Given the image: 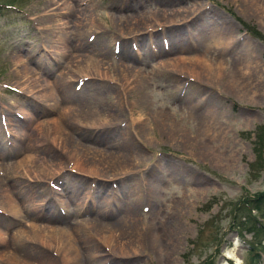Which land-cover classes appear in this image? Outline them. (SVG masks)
Masks as SVG:
<instances>
[{"label": "rangeland", "instance_id": "374dc122", "mask_svg": "<svg viewBox=\"0 0 264 264\" xmlns=\"http://www.w3.org/2000/svg\"><path fill=\"white\" fill-rule=\"evenodd\" d=\"M47 1L0 0V156L4 158L3 161L10 166L17 165L25 152L30 151L28 147L31 145L32 154L36 153L49 162L53 160L51 156L54 153L61 158V167L65 169L59 172L63 175L53 180V183L55 182L59 189L68 191L69 187L81 193L77 198L78 202H71L68 207L54 201L53 206L46 204L47 213L52 211L54 216H59L60 219H71L74 216L78 211L77 204L83 202L89 189L93 193L102 191V196L107 194L103 198L110 200L112 205L118 204L124 211V208L139 197L141 189H145L141 178L159 177V181L162 180L157 182L160 188L157 196L152 198L153 201L149 202L148 198L140 197L141 205L137 210L143 215L142 221H145L147 227L149 224L155 227L151 234H143L146 240L144 251L141 250L138 254L116 255L110 249L112 247L102 244L100 246L94 238L79 243L80 249L85 252H92L96 247L102 252L111 251L108 252L110 258L105 264H264V195L256 201L258 203L250 201L258 198L259 194H264V39L255 36L248 29L253 28L264 37V0H94L96 4L90 9L102 30L96 33L87 32L84 35L80 33L81 40L74 38L76 18L68 16L71 23L67 31L71 32L72 38H68L66 34L64 38L67 37L73 55L91 56L104 49L109 51L108 55L112 60L111 72L117 71L122 63L130 68L146 70L144 76L148 82L143 84L144 92L140 88L141 91L132 95V99L140 103V107L134 108L133 112L137 117L149 113L147 108L151 110V114H161L164 111V115H169L172 123L171 127H157L155 122L150 120L147 127H140L139 123L131 127L129 107L125 103H122V108L117 104L119 87L110 85L112 81H104L109 86H115L114 91L104 93L106 96L102 91H107L108 87L97 81L83 80L81 84L73 82L72 85L61 88L60 94L69 96L74 93L84 97L83 104L94 106L98 111L103 108L123 109L120 111L123 118H119L121 123L117 122L116 125L102 129L83 125L81 123H85L84 121L76 120L80 118L67 117L65 120L60 117L61 127H64L69 140L68 148L76 150L83 158L86 155L87 164L97 165L98 172L107 175H100L97 180L71 169L67 155L60 148L56 149L57 146L49 140L47 134L46 138L41 136V140L46 141L40 144L30 136H24L11 145L5 144L9 139L4 141L7 137L5 138V134L3 136L1 126L5 118L16 120L12 122L15 126L9 128H14L20 134L25 127L47 122L61 115L62 107L54 110L13 85L16 81L13 73L19 68L15 66L14 57L20 54L26 56L30 46L39 50L41 35L46 34L50 41L58 33L63 34L64 27L57 21L58 17L54 18L55 22L50 23L52 30L45 28L41 16L57 12L53 11L54 4ZM86 6L84 2L82 8ZM172 8L181 13H184L183 9L196 8L201 13L193 14L190 18L192 22L168 25L169 31L163 32L161 28L156 27L159 31L155 32L153 38L143 37L142 31L139 35L136 33L138 36L135 40L127 35L118 37L119 39L114 37L113 33L118 31L114 25L124 24L126 17ZM113 15L119 17L115 22ZM196 15L199 19L193 21ZM142 27L144 26L141 25L140 29ZM109 30L112 33H109ZM195 30L200 33L196 34ZM180 35L189 43L185 53L188 58H192L195 53L202 54L207 43L215 45L218 50V44H223V47L226 45L218 57L224 61L223 77L220 81L215 78L213 81L211 78L195 79L185 74L184 76L183 73L164 70L160 71L161 74L158 71L150 77V72L157 67L159 61L183 55L180 52H171V46H176L174 40ZM163 40L170 43L166 53L163 51ZM44 43L45 47H48L46 40ZM77 46L81 47L79 51H75ZM153 46L157 52L162 50V55H154V51L150 50L152 60L148 57L151 66L147 69L142 64L131 61L136 60L135 58L130 60L129 52L138 54L137 60L141 62L143 54ZM112 53L126 59L115 61L112 59ZM210 55L213 57V52ZM67 62V59H61L63 67L45 64L42 69L48 79L53 80L50 75L57 77ZM51 68H56L55 71L52 70L53 73H50ZM242 82H253L256 85V94L250 93L247 96L248 93L238 94V90L236 93L231 90V85ZM242 88L241 86L240 89ZM92 91L99 95L91 94ZM25 102L30 103L29 115L21 109ZM19 113L24 119L18 116ZM201 121L211 124L202 126ZM148 125L154 128L150 129ZM144 130H147L146 135L142 132ZM14 139L12 137V142ZM88 152L95 153L97 157L88 155ZM124 159L128 166L123 164ZM111 173L120 174L111 177ZM19 181L28 184V187L24 188L27 192L33 189L32 183L27 180ZM20 182L17 183L21 186ZM49 183L50 181H47L43 188H47ZM3 186L16 192L9 177H0V190ZM36 187L40 189L39 186ZM110 192L113 197L109 196ZM104 199L98 196L94 201L99 203ZM116 214L118 215L105 218L109 221L122 215ZM153 216L159 217L152 221ZM33 217L39 226L62 227L60 219L51 223L42 216L34 214ZM12 221L13 217L0 211V225L9 231L7 239H10L11 232L19 229L18 224ZM63 226H66L64 222ZM18 246L20 247L12 243L7 250L17 254L19 258L33 262L49 264L48 258L51 256L56 261L58 259L54 252L45 249L36 241H19ZM162 247L164 249L159 251ZM0 250L5 251L6 246H1ZM233 251L236 253L235 257L230 256ZM236 258H239V263Z\"/></svg>", "mask_w": 264, "mask_h": 264}, {"label": "bare ground", "instance_id": "6f19581e", "mask_svg": "<svg viewBox=\"0 0 264 264\" xmlns=\"http://www.w3.org/2000/svg\"><path fill=\"white\" fill-rule=\"evenodd\" d=\"M49 1L52 2L51 4H54L55 6L53 11L57 12L42 15L41 19L45 22V28H50V30H52L50 23L52 21L55 22L54 18L58 17L57 21H59L61 23V26L64 27L63 34L58 33V35H56L50 41V37H47L46 34L41 35L40 38L42 39V42L40 43V47L43 48L42 52L41 48L37 50L38 48L34 49L33 46H30L26 51V56H22L23 54H20L17 57H14L13 61L15 63V66L22 68H16V70L14 71L13 74L16 81L13 85L20 91L26 92L28 95L43 101L46 106L52 107L54 108V110L62 107L61 115L59 117L52 118L47 122H38L33 126L25 127L23 128L22 132H19L20 134H18L14 130V128H9L15 126L12 122L16 120L8 117L5 118V122L7 124L8 132L10 133V135H12V137L15 138L12 144L16 143L18 139L24 136H30L32 140H36L35 142L40 144L46 141L45 139L41 140V136L44 135V137L46 138L47 134L48 138H50L49 140L53 142L55 146H57L56 149L60 148L62 152L67 155L69 161L68 164H70L69 166L71 169L80 171L82 174H84V176L97 180L99 179L100 175H107L99 173L97 165L87 164L86 160L88 157L85 159L86 155H84L83 158V155L82 157L79 156L76 150L72 151L68 148L69 140L67 138V134L65 133L66 131L64 130V127H61L60 117H63L65 120H67V117H72L74 119L80 118L76 120H82V122H85L81 124L96 129H102L114 124L116 125L117 122H120L121 119L119 118H122V113H120V111H123V109L103 108L102 111H98L94 106L88 107L87 105H84V97L81 98V96H78L74 93H70L69 96L60 94L61 88L70 86L73 82L81 84V81L83 80L97 81L102 83V85L105 84V80V82L112 81V84L110 85L115 84L119 87L118 97L116 98L117 104L120 105L121 108L123 106L122 103L127 104V106L129 107V125H131V127H133L136 123H139L140 127L141 125L143 127H147V124H150V120H153L157 127H171L172 123L169 120V115H164V111L161 114H151V110L147 108V111H149V113L147 112L146 114H142L137 117L133 112L135 111L134 108L140 107V103L137 100L132 99V95L134 92H139L142 88H144L143 84L147 81L146 76H144L147 73L146 70L144 71V69H139L136 67L130 68L122 63L117 68V71L111 72L110 69L112 65L110 64V62H112V60H110V57L108 55L109 51H104V49L98 50L97 54H93L91 56L73 55V49L71 50L66 40L67 37L72 38L70 36L71 32L67 31L68 29H70L71 23L68 20V16H74L76 18V31L74 33L75 40H81L79 37H82V34L80 36V33H83L84 35L87 32L96 33L98 30H102L99 28V25H97L95 14L90 9V7L96 4L94 0H48L47 2ZM84 2H86L87 6L85 8H82ZM183 11L184 13H181V11L179 10H174L173 8L170 10L160 9L155 13H139L136 15H132V17H126L123 22L124 24L114 25L115 28L118 29L116 33H113L114 37L117 39L118 37L121 38V36L127 35L133 37V40H135L137 39L136 36L140 34L139 32L142 31L141 34L143 35V37L153 38L155 32L159 31L158 29H156V27L161 28L163 32L167 30L169 31V29H167L168 25L174 26L179 23L192 22V19H190L193 17L192 15H195L196 12H198V15H200L201 13V11L196 8L193 10L183 9ZM198 15H196V18H193V21L199 19ZM47 18H51L52 20L48 21ZM112 18L113 21H116L119 17L113 15ZM141 25H143L144 27L140 29ZM175 31H173V33ZM108 32L112 33L111 30H109ZM195 32H197L196 34L200 33L197 30H195ZM195 32L193 34H195ZM136 33H138V35ZM64 34H66L67 36L66 39L64 38ZM44 40L48 42V47H45L46 43H44ZM174 41H176V46H171V52H180L183 53V55H179L177 58H171L167 60L162 59L158 62L157 67H154L152 69V71L150 72V77L154 76V74H157L158 71L160 72L164 70L172 71L174 73H183V75L185 74L195 79L204 78L206 80H210L208 78H211L213 81V79L215 78V80L217 81L221 80V78L223 77L222 68L224 61H221V58L218 59V57L219 55H221L220 51L223 50L226 45L223 47V44H218V47L220 48V50H218L215 45L213 46L211 43H207L206 45H204V51H202V54L204 55H202L201 53H195L192 55V58H188L185 53H187V46L189 45V43L186 42L184 36L180 35L176 37ZM76 48L77 49H75V51H79L81 47L77 46ZM140 50L142 51L141 48ZM150 50L154 51V55H162V50H160V52H157L155 46H153L149 50H146V52L143 54L144 56L142 57L141 62L138 61V54L135 55V53L132 54L131 52H129V58L130 60L135 58L136 60L133 59L131 61L134 63L142 64L143 67L147 69L151 66ZM163 51L164 53H166V49ZM211 52H213V57H211L210 55ZM216 52H218V54H216ZM112 54V59L115 61H119V59H126L122 56H118L115 53ZM95 56L97 59L94 58ZM145 57H147V59H145ZM148 57H150V59H148ZM61 59H67V65L64 66L62 70H60L61 72L57 77L51 76V74L50 77H53L54 79L52 78L53 80H49L46 76V72L43 71L42 66L45 64H54L55 67L61 68L63 67L61 65ZM55 69L51 68L50 73L52 72V70L55 71ZM243 84H245V82H242V84L238 85L233 84L230 88L235 93L238 90V94L248 93L247 96H249L250 93H252V95L256 94V91L254 93V88L256 85L253 84V82H247L245 85ZM105 85L106 87H108V90L102 91V94H108L109 92L115 90V86H109L107 84ZM240 85L243 87L242 89H240ZM142 92H144L143 89ZM90 93L98 94L94 91ZM91 94L88 95L91 96ZM76 98L78 102H76ZM28 104L30 103L25 102V104L21 106L22 111L27 115L30 114L28 112ZM68 104H71L73 106H67ZM144 110H146V107ZM201 124L202 126H204L203 124L209 125L211 123L208 121H201ZM148 126L150 127V129L154 128L151 125ZM142 132L144 135L147 134V130H144ZM122 143H124V141ZM31 146L28 147L30 151L33 148ZM30 151L25 152L22 159L19 160L17 165L15 166L8 165V163L3 161L4 158L0 156V164L2 165V167H0V177L11 178L12 185L13 187H15L14 190H16V192H14L8 187L4 188L3 186V189L0 190V197L2 198L0 199V210L6 213V215L13 217L12 222L14 224H18L19 228L14 233L11 232L9 234L10 239H7V233L9 231L7 228L4 229L0 225V247L6 246L5 251L0 250L1 264H47L46 262H33L29 259L28 261L26 258H19L17 254L7 250L8 248H10V245L12 243H15L16 247H20L18 246L19 241H36L39 242L40 245H43L45 249H50L52 252H54V255L58 258V262L53 256H51L50 258H48V261L50 262L49 264H59V262H61V264H102L109 260L110 257L108 255V252L111 251H108V249L107 253L106 251H100L101 249L99 250L98 247H96L97 249L94 248L95 250L92 249L93 251L90 249L92 252H85L80 249L79 245L81 244V241H89L90 238L96 239L100 246L102 244V246L107 245L108 247H112L110 249H112V251L116 255H130L135 253L138 254L139 252H141V250H143L146 245V240L145 237H143V234H151L155 227H152L150 224L147 227L145 221H142L144 220L143 215L140 214L137 209L138 206L141 205L140 197L141 199H144V197L148 198V201L150 202L153 201V197L157 196L158 189L160 188V185L158 183L162 181H159V177H151V179H148L146 177L141 178V183H143L145 189H141L142 191L139 197H137V199H134L133 203L127 206L126 209L124 208V211H122V208L118 204L113 203L114 205H112V202H110V200H107V198L104 199L105 197L103 198V196H106L107 194H104L102 196V191H94V194L93 192H90L89 189L85 194L84 199L82 198L83 202H79L77 204L78 211L74 214L75 218H73V216L71 219H60L59 216L55 217L52 211L51 213H47L48 210L46 208V204L48 206H53L52 203L54 201L59 205L65 204V206L68 207L71 202H78L77 198L79 197L81 192L73 190V188L69 187L68 191H65L63 188L60 190L56 189L54 184L55 182L53 183V180L61 177L63 173L59 172L65 169V167H61V158H59L56 153L51 156L53 157V160H50L49 162L48 159H44L36 153L32 154ZM73 153H75V155H72ZM87 154L97 157V155L93 152L92 154L91 152H88ZM122 162L123 164L127 163L125 159L122 160ZM125 166L128 165L125 164ZM127 168L128 167H126V169ZM118 174L120 173H113L111 177ZM19 179L22 181L27 180L28 182L32 183L33 189H29V192H27V190H25L24 188L28 187V184H26L25 182L21 183ZM47 181H50V185H47V188H43V186H46L44 184L47 183ZM17 182H20L21 186ZM18 185L20 186V188ZM36 186H39L40 189ZM160 192H162V190ZM112 195L113 193L110 192L109 196L113 197ZM98 196L102 198V200L104 199V201H99V203L97 201H94L96 197L98 198ZM111 213H114V215H118L116 213H122V215L109 221L106 220V218H109V215H112V217L114 216ZM34 214L36 216H42L43 219H46L51 223H53V221L55 220L60 219L62 227L55 228L51 225L48 227L39 226L35 222L37 220L33 217ZM157 217L159 216H153L151 217V220L155 221ZM67 220H69V222H67ZM63 222L66 226H63ZM161 228L163 229V227ZM158 235L160 236L161 234ZM163 249L164 248L162 247V249L159 251H162ZM230 256L235 257V251L231 252ZM236 259H238L237 262L239 263V258ZM165 264L167 263L165 262Z\"/></svg>", "mask_w": 264, "mask_h": 264}, {"label": "trees", "instance_id": "16d2710c", "mask_svg": "<svg viewBox=\"0 0 264 264\" xmlns=\"http://www.w3.org/2000/svg\"><path fill=\"white\" fill-rule=\"evenodd\" d=\"M248 29H250L251 33L254 34L255 36L264 39V37L258 31H256L255 29H253V28H248ZM261 195H264V194H259L258 195L259 196L258 198L254 199V200H250V201L251 202H256L261 197ZM245 203L247 204L248 202H245ZM256 203H258V202H256ZM255 207H257V204L255 205Z\"/></svg>", "mask_w": 264, "mask_h": 264}]
</instances>
